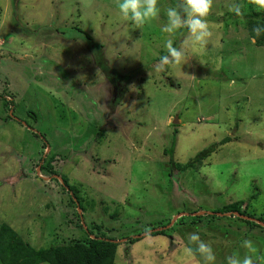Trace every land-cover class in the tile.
<instances>
[{"label":"rangeland","instance_id":"374dc122","mask_svg":"<svg viewBox=\"0 0 264 264\" xmlns=\"http://www.w3.org/2000/svg\"><path fill=\"white\" fill-rule=\"evenodd\" d=\"M116 2L0 0V223L37 248L84 239L88 228L94 237L99 225L120 242L117 264H202L184 253L195 248L194 232L212 245L216 264L234 253L264 264V46L227 10L255 6L214 0L211 42L184 65L158 70L164 9L178 0H158L160 19L142 28L122 20ZM186 37L181 30L174 46ZM176 128L177 162L217 146L198 167L172 170L165 150ZM52 155L60 175L39 165ZM242 199L262 227L233 213L191 223ZM167 218L168 233L151 235ZM129 235L142 238L131 244Z\"/></svg>","mask_w":264,"mask_h":264},{"label":"trees","instance_id":"16d2710c","mask_svg":"<svg viewBox=\"0 0 264 264\" xmlns=\"http://www.w3.org/2000/svg\"><path fill=\"white\" fill-rule=\"evenodd\" d=\"M247 1L249 2V0ZM249 5L251 4L249 3ZM243 12L239 16L245 18V21H243L244 26L249 31L250 35L253 37L255 33L252 31V29L257 25H264V11L247 10ZM77 30L79 33L81 32L85 34L90 41L93 39L86 30L79 28H77ZM256 43L259 46H264V35H261L259 38H257ZM97 49L98 47L94 48L90 46L91 53L97 51ZM28 114L32 119L38 121L40 113L34 110H28ZM8 116L11 118L10 114H7V119H9ZM178 131L179 129L176 128L173 133L172 143L165 150L166 153L170 156L172 170L178 169L179 171H187L189 169L198 167V165L202 161H204L208 156L213 153L212 151L217 146V144H214L202 150L195 157L190 159V161H188L187 163L177 162L176 160H174V155L178 139ZM41 136H43V134ZM44 144L46 146H49V142L47 140L44 141ZM54 155L50 156L45 164L39 162V165H41V168L44 172L60 175L59 171L56 170L52 165ZM42 159H45L46 161V157ZM65 183L66 186L70 187L68 185L69 180L66 177ZM71 188L73 189V193H71L70 195L72 203L81 205L82 198L78 194L80 192L77 191L74 186H71ZM218 212L220 214H218ZM216 213L191 215V223L199 225L200 223L205 221L206 217H208L209 220H215L217 217L219 219L222 217H230L226 215L227 213H238V215H232V217H237L239 221L246 222L248 225L251 226V228L256 226L262 227L261 224L255 222L254 220H250L249 216L252 218H255L256 216L254 213L250 212L249 203H247L245 199L225 204L221 208L216 210ZM115 216L116 219L120 216L119 211L115 212ZM246 216L248 218H246ZM259 219L264 221V216H260ZM172 221L173 220H171V218H167L163 221L156 222V224L150 226L152 228L155 227L152 231H150L152 232L151 235H164L168 233L166 231V227L170 226ZM160 224H164L162 225L164 227L159 226ZM176 224L177 223H175V225ZM99 227L100 233H96L94 237H92L93 230L91 228H88V235L84 239H72L68 242H63L61 244L55 243L51 244L49 247L37 248L25 238V235L23 233L18 231L11 224L3 221L0 223V264H117L116 255L120 242L116 240L115 237L108 236L106 232H102L103 227L99 225L96 226L97 229ZM128 238V242L132 244L139 241L142 237L129 235Z\"/></svg>","mask_w":264,"mask_h":264},{"label":"clouds","instance_id":"9594fccd","mask_svg":"<svg viewBox=\"0 0 264 264\" xmlns=\"http://www.w3.org/2000/svg\"><path fill=\"white\" fill-rule=\"evenodd\" d=\"M214 0H178L174 6L164 9L167 20L161 26L162 33L167 34L164 44L167 54L159 59L158 70H163L166 66L185 64V56L188 52L199 56L201 51L211 42L213 32L207 20ZM257 11H264V0H249ZM116 7L122 20L131 22L135 28H142L145 24L158 21L161 15V7L158 0H117ZM228 12L239 16L242 9L239 4L227 5ZM223 15V11L219 12ZM187 29V37L181 42L180 47L174 46L175 37L181 30ZM252 31L255 35L253 42L261 35H264V25L255 26ZM188 244L184 253L188 257H195L197 254L201 258L202 264H216L217 257L211 244L201 240L198 232L188 236ZM244 247L251 253L255 252L251 241H244ZM227 264H256V257L246 254L241 258L238 254L226 257Z\"/></svg>","mask_w":264,"mask_h":264},{"label":"water","instance_id":"95a60500","mask_svg":"<svg viewBox=\"0 0 264 264\" xmlns=\"http://www.w3.org/2000/svg\"><path fill=\"white\" fill-rule=\"evenodd\" d=\"M178 122V120H176ZM238 214V213H237Z\"/></svg>","mask_w":264,"mask_h":264}]
</instances>
